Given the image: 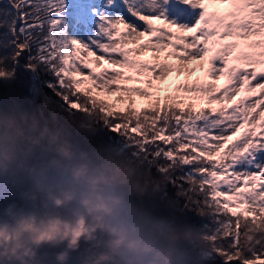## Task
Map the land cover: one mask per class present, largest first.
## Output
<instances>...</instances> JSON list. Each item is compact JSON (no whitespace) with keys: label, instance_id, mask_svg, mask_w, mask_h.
<instances>
[{"label":"snow or ice","instance_id":"6c2138e0","mask_svg":"<svg viewBox=\"0 0 264 264\" xmlns=\"http://www.w3.org/2000/svg\"><path fill=\"white\" fill-rule=\"evenodd\" d=\"M216 2L8 0L11 8L0 9V67L16 69L27 54L25 67L49 71V86L66 108L99 104L110 129L138 138L132 146L171 174L168 182L187 206L208 210L214 256L225 264H264V241L244 251L239 223L264 214V39L253 38L264 36V0H231L235 8L224 15L210 11ZM143 50L153 59L140 58ZM205 58L210 79L185 80L161 95L173 71L195 72L204 64L193 62ZM89 82L93 87H83ZM96 89L121 93L127 108L99 98ZM131 94L152 103L142 112Z\"/></svg>","mask_w":264,"mask_h":264},{"label":"trees","instance_id":"16d2710c","mask_svg":"<svg viewBox=\"0 0 264 264\" xmlns=\"http://www.w3.org/2000/svg\"><path fill=\"white\" fill-rule=\"evenodd\" d=\"M2 8H11L8 0H0V9ZM20 60L24 66L29 63L27 54L21 56ZM203 72L199 74V79L197 75L194 80L203 79ZM4 73L11 74L9 77L13 79H6ZM0 77H3L0 78V137L3 132L2 122L6 116L18 118L24 113L39 115L41 108L44 116L49 119L52 111L58 113L59 120L52 127L60 133L59 141L54 144L46 140L43 145L35 146L31 150L28 142L21 144L24 151L21 152L19 160L9 163L7 167L0 162V181L32 176L34 171L40 169L48 172L67 169L74 174L82 169L84 176L88 177L86 184H90L96 193L99 187L112 185L113 194L125 200L126 205L121 208L123 219L126 209L132 207V215L143 216L140 227L153 224L152 234L157 249L168 251L175 247V252L181 250L182 259L179 264H225L223 257L214 256L212 253L211 241L214 237L206 232L209 225L208 210L203 207L193 208L191 204L187 206L183 193L173 183L168 182L171 174L163 175L158 171V163L149 160L148 156L132 146L140 143L138 138H129L110 129L111 121L107 115L102 114L99 104L89 105L88 101L82 100L78 106L80 111L66 108L61 104L53 87L49 86L54 77L44 69L33 71L22 66H17L16 69L0 67ZM222 79L218 85L224 86L227 77ZM127 83L133 87L147 86L139 81ZM178 83L181 82L169 77L162 86L165 91L161 95L167 94ZM83 87L93 86L89 82ZM94 94L119 107L127 108L119 101L121 93L104 97L102 90L96 89ZM131 95L136 101L135 107L142 112L152 103L151 98ZM194 103L197 108L210 107L206 102ZM3 147L0 139L2 152ZM120 168L127 173L126 182L117 176ZM97 178L103 179L98 185H94L93 181ZM239 223L244 227L241 234V247L244 251L255 246L253 241H264V214L256 221L249 220L246 215ZM173 234L180 235L178 245H174L170 239ZM215 238H219V234ZM240 255L243 256L244 252Z\"/></svg>","mask_w":264,"mask_h":264},{"label":"clouds","instance_id":"9594fccd","mask_svg":"<svg viewBox=\"0 0 264 264\" xmlns=\"http://www.w3.org/2000/svg\"><path fill=\"white\" fill-rule=\"evenodd\" d=\"M59 115L52 111L51 118L44 116L43 109L39 115L24 113L20 117H5L3 119V152L4 167L20 158L24 149L21 144L28 142L29 150L43 145L47 140L56 143L60 139L58 130L52 124L58 122ZM43 121V123H42ZM84 170H78L77 175H84ZM117 176L127 181L125 169L117 170ZM116 178V177H113ZM103 178L93 181L98 185ZM57 207L69 204L75 198L74 191H66L62 195H52ZM85 213L78 214L73 221L62 216L38 218L35 215L24 217L16 224L0 225V264H36L37 250L44 244L56 245L67 241L68 248H79L81 239L96 240L98 248L105 250L93 254V258L86 264H173V255L176 248L168 251L157 249L152 243L131 236L125 229L113 226L108 217L113 212L112 204L95 191L82 200ZM91 217V219H89ZM108 232L107 241L98 239L99 232ZM170 239L174 245L180 241L179 234H173ZM151 254L152 259L145 257ZM67 252L58 254L61 260L66 259Z\"/></svg>","mask_w":264,"mask_h":264},{"label":"water","instance_id":"95a60500","mask_svg":"<svg viewBox=\"0 0 264 264\" xmlns=\"http://www.w3.org/2000/svg\"><path fill=\"white\" fill-rule=\"evenodd\" d=\"M65 191L49 187L32 176L0 181V225L16 224L24 217L35 215L38 218L62 216L75 220L78 214L85 213L84 206L75 198L63 207H57L51 196L62 195ZM91 219V217H89ZM98 239L107 241L108 232H99ZM96 240L81 239L79 248H68L64 241L56 245L44 244L37 250L36 264H86L94 253L105 250L96 246ZM67 252L64 260L58 254Z\"/></svg>","mask_w":264,"mask_h":264},{"label":"rangeland","instance_id":"374dc122","mask_svg":"<svg viewBox=\"0 0 264 264\" xmlns=\"http://www.w3.org/2000/svg\"><path fill=\"white\" fill-rule=\"evenodd\" d=\"M210 7V11H215L217 12V14L219 15H224L229 11L234 10L235 8V4H233L231 2V0H223V2H220V0H217V2L215 4H212L209 6ZM5 9V8H2ZM154 23L160 24L161 21H153ZM175 30V29H174ZM182 34H186V33H182ZM148 37L146 36L144 39H147ZM254 39H264V36H257V37H253ZM130 47H135L136 45L134 43H130L129 44ZM211 55V53H209V56ZM142 59H146V60H152L153 59V52L150 50H143V53L141 55ZM160 59L162 61H166L172 64H178V63H183L181 61H179L176 57H172V56H165L162 55L160 57ZM203 63L204 64V68H199L197 67V70L195 72H185V73H179L176 71H173L170 75L171 78L176 79L179 82H182V79L187 78V80H191L193 81L194 78L197 77V75L203 71H205L204 69H206L207 67V58H205V61H195L193 62V66L199 65ZM19 68L20 66H22L23 68H27L23 65V63L21 62V60L19 61ZM100 67H102V65H98L97 68L98 70H100ZM13 69L10 70V73H12ZM204 73V78L200 79V81L205 80V79H210V77L206 76L205 72ZM6 79H9L12 76L11 74H6L4 73ZM199 75H198V79H199ZM13 78H11L10 80H12ZM197 80L195 79L193 82H196ZM221 81H223L222 77H220L219 79L215 80V83L218 86V83H220ZM146 85V84H145ZM100 90V89H98ZM104 97H108L109 95H106L103 93ZM139 97H141L139 95ZM237 99H239V97H237ZM215 107H220L219 104H216ZM70 172L67 169H59L55 172H48L45 171L44 169H40L37 171H34L32 174V177H34L37 181L44 183L45 185L52 187V188H56L62 191H74L75 192V199L77 201H79L82 204V200L89 195H92L94 190L92 189V187L90 186V184H86L85 186H82L81 188H77L76 186V180H72L70 179ZM97 189V193L99 195H102L104 197L105 200L109 201L112 206H113V212L112 214L108 217V221L111 225L119 227V228H123L125 229L131 236L135 237V238H139L142 239L145 242H150L152 243L155 247H156V241L153 237L152 234V229H153V224L150 226H141V220L143 219L142 215H132V207L127 208L126 210V214H125V219H123L121 217V208L122 206L124 207L126 205L125 200L118 196V195H114L113 194V187L112 185H108L105 188H101ZM83 205V204H82ZM128 226H130L133 230L132 232L128 231ZM146 260L152 259L151 254H149L148 256L145 257ZM182 259V251L178 250L176 252H174L173 255V264H179L180 261Z\"/></svg>","mask_w":264,"mask_h":264},{"label":"built area","instance_id":"2783aa9c","mask_svg":"<svg viewBox=\"0 0 264 264\" xmlns=\"http://www.w3.org/2000/svg\"><path fill=\"white\" fill-rule=\"evenodd\" d=\"M1 155H2V150H0V157H1ZM70 179H72V180H76V186L77 187H82V186H85L86 185V183L88 182V177H86V176H78L77 174H74V173H70ZM6 180V179H5ZM132 228L130 227V226H128V231H130V232H132V230H131ZM133 232H134V230H133Z\"/></svg>","mask_w":264,"mask_h":264}]
</instances>
